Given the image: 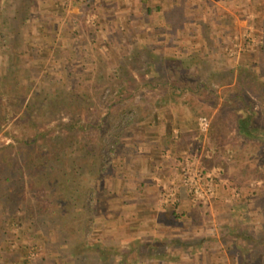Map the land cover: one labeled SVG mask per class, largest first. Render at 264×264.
Masks as SVG:
<instances>
[{
  "label": "rangeland",
  "instance_id": "rangeland-1",
  "mask_svg": "<svg viewBox=\"0 0 264 264\" xmlns=\"http://www.w3.org/2000/svg\"><path fill=\"white\" fill-rule=\"evenodd\" d=\"M73 1L30 0L27 17L21 22L17 16L25 13L24 6L18 0H0V95L15 96L11 77H17V95L25 97L19 117L30 102L34 123L30 128L38 137L37 151L60 132L70 114L93 125L89 130L94 138L107 143L104 170L99 178L85 175L83 184L97 188L94 195L101 194L103 205L96 204L91 213L83 246L76 245L74 237L86 220L84 209L83 213L74 211L76 216L67 225L44 214L29 220L25 203L17 216L4 212L0 215V264H71L83 257L90 264H106L112 263L109 252L112 257V252L128 256L124 264H194L195 256L183 252L186 245L177 250L168 247L163 257L153 244L179 233L193 234L191 239L197 244L190 249H200L204 244L198 243L201 236L228 239L222 225L226 218L223 208L231 199L228 196L218 204L215 197L207 202L191 198L182 203L179 216L163 209L170 204L165 203L161 188L170 190L179 184L186 157H200L204 169L213 176L219 173L218 168L205 164L203 151L187 150L181 158L165 150L156 118L170 121L179 108L190 109L195 126L182 130L176 124L171 129L168 123L170 139L184 142L201 133L206 146L213 117L233 92L244 87L255 100L253 108L264 109V97L259 96L264 92V5L253 0H82L79 2L88 8L84 14ZM178 18L182 25L172 24ZM207 29L214 36L210 49L203 37ZM159 79L168 85L161 87ZM61 90H72L78 101L85 97L86 106L71 108L59 102ZM173 91L179 99L173 98ZM177 100V105L166 108ZM225 110L222 119L228 127L226 158L231 186L237 202L246 199L253 205L255 229L264 226V177L249 179L253 156L242 142L245 138L264 140V134L244 132L238 109ZM15 120L0 125V148L16 143L8 133ZM23 158L12 163V169L0 164L1 186L21 179L26 169ZM27 176H22L24 183ZM55 184L64 187L69 181L63 178ZM250 187L252 193L242 194ZM32 194L28 192L30 198ZM59 197L64 198V192ZM158 210L165 212L161 215ZM187 221L191 226L184 225ZM39 231L42 240L30 238L29 234L37 237ZM14 234L20 236L19 242L9 249ZM65 239L71 241L66 245ZM216 244L223 246L219 240ZM63 252L73 258L58 262L57 256Z\"/></svg>",
  "mask_w": 264,
  "mask_h": 264
},
{
  "label": "trees",
  "instance_id": "trees-1",
  "mask_svg": "<svg viewBox=\"0 0 264 264\" xmlns=\"http://www.w3.org/2000/svg\"><path fill=\"white\" fill-rule=\"evenodd\" d=\"M17 1V0H16ZM79 1L74 0L75 6H79L84 14L87 13L88 8L83 6ZM170 0H168L169 2ZM19 5H23L25 8V13L21 16H17L21 22H24L27 17L26 7L27 3L29 5L30 0H18ZM254 4H263L264 0H253ZM261 23L264 26V16L261 19ZM174 25H182L181 18L172 21ZM180 27V26H179ZM181 29V28H179ZM209 30L203 33L204 39L207 41L206 45L210 49L214 45V36L210 37ZM181 34L184 33L183 28L180 31ZM190 54V53H189ZM196 56V55H195ZM192 55V57H195ZM198 58V57H195ZM264 58V57H263ZM198 60V59H197ZM11 92H15V96H5L0 95V125L7 123L11 120L16 119L11 124V129L8 132L9 136L12 137L16 143L10 142L5 146L0 148V164L12 169L11 164L16 163L18 158H23L26 169L21 175L19 181L14 182L12 185H0V215L6 211H11L17 216V211L21 210V203H25L26 215L29 220L35 221L37 214H44L51 219H58L63 222L62 224L67 225L70 220L75 218V212L83 213L87 212L86 220L81 221L82 227L80 228L79 234L75 235V243L78 246H83V241L87 237V229L91 227V213L94 212L96 204L103 205V199L98 194L96 198L94 192L97 188H91L86 184H83V177L87 174H94V177H101L104 159V147L107 143L104 139L96 140L91 134V129L93 125L89 121H83L80 118H75L73 115L69 120L67 119L62 123L60 132L55 136L48 138L46 142L42 144L39 151L36 150L38 143L37 134H32L31 126L33 123V117L30 113L32 106L30 102L25 105L23 115L19 117L24 104L25 97H20L17 95L19 80L17 77H11ZM10 78V80H11ZM180 82V81H179ZM191 81H189L190 83ZM161 87L162 84L168 85L166 80H158ZM227 84L230 85V82ZM176 88L175 83L173 84ZM174 88V90H176ZM126 90V89H125ZM128 90V88H127ZM172 92L173 98L179 99V95ZM19 94V93H18ZM260 94V93H259ZM264 97V92L259 95ZM77 95L72 92V90H61L59 94V102L69 105L71 108H81L86 106L84 103L86 98L83 100H77ZM173 100V99H172ZM178 100L175 104H171L166 108H171L173 105H177ZM255 100L247 95L246 89L240 88L239 91L233 92L231 97H227L221 107L220 113H217L212 120L210 128V136L206 146H203V134L196 139L188 138V140L176 141L170 139L169 130L166 129L168 123H171L170 128L173 129L176 124H178L182 130L195 126L194 116L192 115L190 109L179 108L174 117H171L170 121L167 117L156 118V122L160 129V145L165 148V150H171L173 156H178L183 158L185 156V151L191 150L195 153H200L203 151L205 153V164L210 168H218V175L215 177V185L217 187V194L215 201L220 204L226 200L229 196L231 202H227L224 206L225 220L223 221V229L226 228L227 232L225 236L228 237L229 248H234L236 252L233 260V264H264V226L253 225V214L255 210L253 205L246 200L242 199L236 201V196L234 195L233 180L230 177L229 171V161L226 158V153L230 151L226 144L227 136V125L222 119V115L226 113L228 107H236L238 109V114L241 117L240 128L250 134L254 132L255 134H264V109L256 110L253 108ZM214 106L217 105V101H214ZM225 110V111H224ZM109 114H112L111 108L108 110ZM80 114V112H79ZM110 116V115H108ZM106 116V119H108ZM23 122L25 125L23 126ZM100 126V124H98ZM243 148H250L253 160L251 167L249 168V179L253 180L259 177H264V140L260 141H250V138H245L242 142ZM99 156V159L96 157ZM213 165V167L211 166ZM95 169V170H93ZM208 172V169H205ZM210 171V170H209ZM95 172V173H94ZM24 173H28L25 183L22 181V176ZM66 178L69 184L64 187H59L55 184V180ZM226 179V182L224 181ZM28 183V185H27ZM229 184V185H228ZM32 191L33 194L31 198L28 192ZM64 192V198L59 197L61 193ZM252 188H248L242 194L252 193ZM179 199L174 204L164 206L165 211H171L179 216L181 205L184 201L188 202L193 195L187 190L185 186H181L178 191ZM92 201L94 203H92ZM81 207V210L77 211ZM21 219V214L19 216ZM15 216L12 220H15ZM59 221V222H60ZM254 226V227H253ZM15 235V242H10L7 246L11 249V245L18 243L20 236ZM30 238L34 240L36 238L43 239V233L39 231L36 236H31ZM73 237V235L71 236ZM82 237V239H81ZM29 238V239H30ZM69 238V236H67ZM214 235H206L199 239L198 243H206L208 245L210 241L214 242L216 240ZM71 240L65 239L64 244L67 245ZM159 243L153 244L157 246L158 251L165 257L168 254V247H174L178 249L181 246L184 247L183 252L199 251L204 248V244L200 246V249H190L194 243L197 241L187 238H169L158 241ZM194 244V245H195ZM75 245V246H76ZM97 247V246H94ZM99 247V246H98ZM62 248V247H61ZM72 252V251H71ZM26 253L25 247L23 248V257ZM67 252L59 253L57 256L58 262L63 259L64 261L68 258H73L71 255L66 254ZM66 254V256H64ZM86 256L84 253H82ZM113 257H109L112 263L106 264H124L128 261L124 254L117 255L112 252ZM80 257V256H79ZM26 258V255H25ZM27 259V258H26ZM91 260H82L77 258L72 261L71 264H90ZM17 264V263H16ZM67 264V263H66Z\"/></svg>",
  "mask_w": 264,
  "mask_h": 264
},
{
  "label": "built area",
  "instance_id": "built-area-1",
  "mask_svg": "<svg viewBox=\"0 0 264 264\" xmlns=\"http://www.w3.org/2000/svg\"><path fill=\"white\" fill-rule=\"evenodd\" d=\"M179 177V184L173 180L171 189L161 188L162 197L167 204H174L178 201V191L181 186H185L193 195V200L210 201L216 193L215 177L202 167V159L192 156L184 159ZM177 183V182H176ZM162 187V185H159Z\"/></svg>",
  "mask_w": 264,
  "mask_h": 264
},
{
  "label": "crops",
  "instance_id": "crops-1",
  "mask_svg": "<svg viewBox=\"0 0 264 264\" xmlns=\"http://www.w3.org/2000/svg\"><path fill=\"white\" fill-rule=\"evenodd\" d=\"M262 5H264V4H262ZM256 16H260V15L257 14ZM186 203H188V202H186ZM193 209H195V211H198L197 210L198 208H193ZM158 211H159V213L161 215H163V213L165 212L163 210H158ZM199 211H200V209H199ZM187 213H189V211ZM191 219H193V218H191ZM201 220H203V219H201ZM194 222H196V221H194ZM201 223L202 222L199 223L200 226H202ZM206 223L207 222H205L204 224H206ZM184 225H188V227H189V226H191V222L187 221L186 223H184ZM172 237L173 238H187V239H191L193 237V234L190 233L187 236V235H181L179 233V234H175ZM201 238H202V236H201ZM218 240L220 242H222V245H223L222 247L218 246L217 244L215 246L213 245L215 243V241H218ZM215 241L214 242L210 241L208 243V245H205V248H203L202 250H199V251H192L191 250L190 252L187 253V254H190L192 256H195L196 259H195V263L194 264H226V263L227 264H233L234 263L233 258L235 256L236 252L234 251V248H229V244H227V246L225 245L228 242V239L225 238V237L223 238V237L219 236V237L216 238ZM224 241H225V243H224ZM213 247H215V248H213ZM217 253L218 254H222L223 257L217 255ZM186 263L190 264L191 262L187 261Z\"/></svg>",
  "mask_w": 264,
  "mask_h": 264
}]
</instances>
